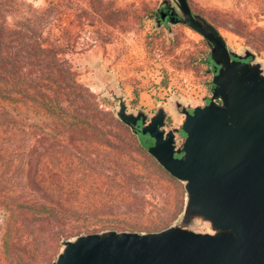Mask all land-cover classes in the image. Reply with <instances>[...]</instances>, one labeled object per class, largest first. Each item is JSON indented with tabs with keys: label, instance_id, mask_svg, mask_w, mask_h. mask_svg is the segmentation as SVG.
Listing matches in <instances>:
<instances>
[{
	"label": "trees",
	"instance_id": "obj_1",
	"mask_svg": "<svg viewBox=\"0 0 264 264\" xmlns=\"http://www.w3.org/2000/svg\"><path fill=\"white\" fill-rule=\"evenodd\" d=\"M88 3L80 18L123 29L168 10ZM53 13L0 0V264H50L62 239L84 233L160 231L185 208V184L148 152L145 135L80 83L75 48L48 34Z\"/></svg>",
	"mask_w": 264,
	"mask_h": 264
},
{
	"label": "water",
	"instance_id": "obj_2",
	"mask_svg": "<svg viewBox=\"0 0 264 264\" xmlns=\"http://www.w3.org/2000/svg\"><path fill=\"white\" fill-rule=\"evenodd\" d=\"M161 4L204 37L214 49L213 60L219 61L217 50L227 54L220 31L193 12L188 0ZM156 24L159 28L160 20ZM91 67L105 85L106 97L118 102L117 118L138 135L135 129L142 122V133L155 140L148 152L185 184V208L160 231L111 229L64 238L50 264H264L263 95L236 76L233 106L208 117L201 116L202 106L174 95L176 114L187 116L182 128L189 145L184 151L178 145L183 139L180 125L168 129L171 113L166 105L154 113L142 106L131 108L101 60L93 59ZM198 224L208 225L210 231L197 230Z\"/></svg>",
	"mask_w": 264,
	"mask_h": 264
},
{
	"label": "rangeland",
	"instance_id": "obj_3",
	"mask_svg": "<svg viewBox=\"0 0 264 264\" xmlns=\"http://www.w3.org/2000/svg\"><path fill=\"white\" fill-rule=\"evenodd\" d=\"M26 1L38 8L54 10L48 34L58 45L75 48V53L68 58L80 73V83L99 96L104 109L115 113L118 102L106 97L105 85L87 65L90 58L102 57L103 69L114 75L131 108L142 106L154 113L164 104L173 117L174 127L180 125L184 117L176 114L173 96L196 105L206 93L208 77L205 68L196 62L207 51L206 40L189 26H179L176 36H173L157 28L153 19L139 22L131 18L125 29L104 23L92 25L86 17L80 18L81 9H90L88 0ZM109 1L117 9L134 10L144 5L156 6L162 0ZM190 2L218 27L231 46H255L264 57L262 0ZM141 138L148 142V148L154 143L148 136ZM4 217L5 212L0 210V237ZM197 230L210 231V228L198 224ZM51 248L53 243L44 246L46 251Z\"/></svg>",
	"mask_w": 264,
	"mask_h": 264
},
{
	"label": "flooded vegetation",
	"instance_id": "obj_4",
	"mask_svg": "<svg viewBox=\"0 0 264 264\" xmlns=\"http://www.w3.org/2000/svg\"><path fill=\"white\" fill-rule=\"evenodd\" d=\"M264 18V0H262ZM194 12H199L190 4ZM167 13L163 17H153V21L160 20V29L165 30L167 33L176 36L177 28L184 24L179 22L178 16L174 14L172 10L167 7ZM226 41L227 54L229 55L230 61L227 62V54L217 50L219 61L213 60L212 55L214 49L211 45H207V51L197 60L200 66L205 68V74L208 77L207 90L202 96L201 100L196 103V106H202L204 110L200 112L202 117H208L210 114L217 113L219 110L229 109L233 106V95L231 86L238 84L236 82V76L241 77L242 80L251 86H255L258 92L264 97V57L262 52L255 46L245 45L243 47H233L228 41ZM218 75V80H216ZM156 110V109H155ZM199 113V112H198ZM187 116L180 122V136L183 138L180 140L179 146L185 151L189 144H186V130L182 128L186 122ZM144 127L142 122L139 123L136 128L142 133L141 129ZM173 117L170 116L168 119V129L173 128ZM144 135V134H143ZM155 143V140L150 135ZM153 143V144H154ZM195 148H198V144H195ZM190 149H194V145H190Z\"/></svg>",
	"mask_w": 264,
	"mask_h": 264
},
{
	"label": "crops",
	"instance_id": "obj_5",
	"mask_svg": "<svg viewBox=\"0 0 264 264\" xmlns=\"http://www.w3.org/2000/svg\"><path fill=\"white\" fill-rule=\"evenodd\" d=\"M98 59L101 60V62H103L102 57H98ZM92 61H93V59L90 58V59H89V63H87V65L91 67V66H92ZM91 69H92V67H91ZM93 71H94V69H93ZM94 74H95V72H94ZM95 76H96V75H95ZM96 78H97V76H96ZM97 79H98V78H97ZM126 103H127V102H126ZM0 244H1V237H0Z\"/></svg>",
	"mask_w": 264,
	"mask_h": 264
}]
</instances>
